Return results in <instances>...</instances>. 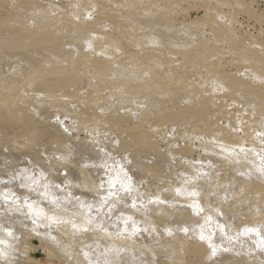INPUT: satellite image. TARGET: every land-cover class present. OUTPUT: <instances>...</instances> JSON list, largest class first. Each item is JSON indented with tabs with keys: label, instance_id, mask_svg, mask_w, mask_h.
Wrapping results in <instances>:
<instances>
[{
	"label": "bare ground",
	"instance_id": "1",
	"mask_svg": "<svg viewBox=\"0 0 264 264\" xmlns=\"http://www.w3.org/2000/svg\"><path fill=\"white\" fill-rule=\"evenodd\" d=\"M171 1L0 0V160L36 162L44 154L50 165L29 168L38 175L21 180V217L5 227L14 237L10 244L0 239L1 262L42 264L28 256L42 248L61 264H264V77L252 65L236 69L232 75L250 77L254 89L224 105L210 97L214 87L206 89L205 79L222 68L225 53L180 51L173 63L155 52L128 75L192 64L179 78L191 92L160 103L166 93H150L148 84L127 92L106 85L108 73L94 64L100 53L122 54L123 42L139 49L190 45L185 27L158 16ZM161 28H175L173 38ZM235 38L244 44L231 53L259 46L264 55V37ZM60 114L85 127L88 144L74 143L69 127L53 120ZM169 116L171 133L155 143L150 119L157 127ZM113 130L121 133L107 142ZM54 167L56 180L42 183ZM76 188L103 192L94 202L69 195ZM23 223L40 245L22 246Z\"/></svg>",
	"mask_w": 264,
	"mask_h": 264
},
{
	"label": "rangeland",
	"instance_id": "2",
	"mask_svg": "<svg viewBox=\"0 0 264 264\" xmlns=\"http://www.w3.org/2000/svg\"><path fill=\"white\" fill-rule=\"evenodd\" d=\"M239 1H242L244 7L236 5L235 0H173L167 5V7L160 9L158 16L163 19V15L166 13L168 18L171 20L170 23L172 26H174L175 28H178L179 25L185 27L187 29V32L185 33V35L187 34L185 43L190 45H178L175 47H170L169 44H163L160 46L159 49L155 47L146 46L139 49L138 46H129L128 44H125L123 42V46H121V49L123 51L122 54L120 53L119 55H114L111 53H100L97 57V60H93H96L94 64L99 70V72L106 71L102 74L108 73L107 77L109 79H107V81H104V83L108 86L117 87L115 88V90L127 92L128 90L133 89L132 87H140L141 91H146L145 88L148 84L149 86H151L150 93H166L163 98H159L158 100L156 99L157 101H159L160 103H176L180 98H182L181 96H183L186 92H191L186 91V79L179 80V78L180 75L187 68L192 67V64H187L181 68H173L175 66L165 65L163 68L155 69L152 71L149 70L147 73L136 72L132 75H128V73L133 69V66L140 64L141 62H147L149 58H152L151 55H155V52L158 53L160 56L163 52L168 53V55L166 54L169 57L168 60H171V62L173 63L181 57L180 51H185L187 53L191 49H195L200 54H203L206 58H209V56L211 55H218L223 52L225 54L220 55L222 68H219L216 71L215 69H213L211 71L212 75H207L205 82L208 83V86L206 89L214 87L213 93L210 95V97L213 98V100L215 98L216 102L223 101L222 104L224 105L233 103L232 100L236 98V95L243 92H248L245 90L251 88L254 89V85H252L250 77L244 75H232L235 73L236 69L238 71V68L240 67L248 66L249 68V66L252 65L255 72H257L259 76L264 77V55H260L261 48L259 46L254 47L251 53H247L244 51H240L241 53H231V50H240V48L244 44L242 41L235 38L237 33H239V35H243L244 37H247L248 34H252V36L257 39H262L264 37V0ZM204 7H212V11L209 15H205V12L203 11L205 10ZM228 11L230 13L227 19L219 17L220 13H227ZM253 14H256V17ZM228 19H230L229 21L232 22V25L231 23H227ZM239 24H243L244 27L241 28ZM234 26L235 29L233 28ZM174 29L170 30L171 33H168L166 30H164V28L158 29V32H160L161 34L166 33L168 37L173 38L172 34L175 31ZM243 31L247 32L245 33ZM260 31H262V34H260ZM228 41L230 42L228 43ZM143 49L146 50L141 51ZM166 55L163 57L166 58ZM217 55L213 57L214 60L216 59ZM164 69H166V72H169V75H166L168 74V72L165 73ZM220 71L221 74H218V72ZM115 73L119 74L118 77H112L111 74ZM212 84L214 86H212ZM246 86L248 87L247 89H245ZM142 96V99L145 100L147 92L142 94ZM135 98H138V96H136ZM186 98L187 96L184 99ZM150 108L151 107H149V109ZM221 109L222 112L226 111L224 107ZM230 109L231 107L228 108V110ZM232 109H235V107H232ZM173 113L176 115V112ZM240 117H244V115ZM167 118V120H161V125L157 127H155V125L157 124V119L154 117L150 119V123H152V126L154 125L153 139L155 143L160 137L159 135L171 133V125L173 124L171 120L173 119V117L169 116ZM53 120H61L65 125L69 127L70 136L71 138H74V143L82 145L89 143V141H86V136L88 133L84 126L80 124H72L71 119L66 117L64 114H60L57 117H53ZM242 123L245 122H240L239 124ZM120 133L121 132L117 130L109 131L105 133L103 138L107 139V142H111L110 140H116V136ZM175 140L178 143L182 144L181 138H177ZM166 144L165 141H163L161 146L165 147ZM16 152H18V154H24L25 152H27V150ZM198 152V149L192 148L190 151V155L197 157L199 154ZM177 157L179 156H176V158ZM13 160L14 159L0 160V211H2V209H5L7 213V215H5L7 217H0V239L5 240L7 244H10L14 235L7 234L5 227H9L8 223H11L15 221L14 219L17 220L19 219V217H21V214L19 213L20 211H17L19 209L17 206H22L23 203L21 201L17 202V198H15L17 195L24 192L26 189V186L21 187V180L28 172L30 177L38 175L35 170H29V168H34L40 165L43 167L50 166L47 163L46 156L44 154H41L36 162L23 161L22 163H18ZM55 169L57 168L54 167V172L51 171L50 174H48L47 176L41 177L42 183H45L46 181L50 180H56L57 176L53 175L55 174ZM68 169V174H66V170L63 173L64 175L70 174V168ZM147 179L149 180V178ZM167 180L168 178L165 181ZM4 189H6V191H4ZM100 192H103V190L99 191V189L96 190L95 188H92L90 190L84 191L79 188H76L69 192V195L79 194L80 196V194H84L87 198L89 196H94V199L92 200L95 202V200L99 197ZM14 198L16 200L15 202H12ZM86 200L84 201V204L88 203ZM93 201H91V204L94 205ZM11 206L15 207V211L13 213L12 210L14 209L12 208L14 207ZM10 207L12 210L10 209ZM7 220H9V222H7ZM23 225H21V227H23ZM25 227L27 228H22V230L20 231L22 236L25 235L22 241V246H26L27 244L40 245V239L36 235V233L34 234L33 228L30 226ZM17 228L18 226L16 225L15 229ZM26 236L28 238H26ZM28 256L39 260L41 259L40 261L42 264H61V261L58 260L59 258L56 254L55 256H49V254L44 252L42 248H30ZM29 259L26 260V263L24 264H36V262ZM16 261L9 263L18 264V261L17 263ZM0 264L8 263L0 261Z\"/></svg>",
	"mask_w": 264,
	"mask_h": 264
},
{
	"label": "snow or ice",
	"instance_id": "3",
	"mask_svg": "<svg viewBox=\"0 0 264 264\" xmlns=\"http://www.w3.org/2000/svg\"><path fill=\"white\" fill-rule=\"evenodd\" d=\"M29 207L31 208L32 206L31 205H29ZM42 214V213H41ZM9 235H11V233H9Z\"/></svg>",
	"mask_w": 264,
	"mask_h": 264
}]
</instances>
